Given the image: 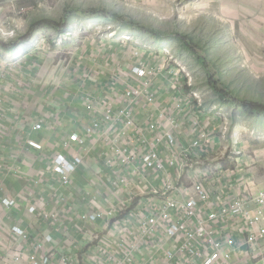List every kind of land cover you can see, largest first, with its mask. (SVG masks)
Masks as SVG:
<instances>
[{"label":"built area","instance_id":"built-area-1","mask_svg":"<svg viewBox=\"0 0 264 264\" xmlns=\"http://www.w3.org/2000/svg\"><path fill=\"white\" fill-rule=\"evenodd\" d=\"M121 40L122 56L107 69L103 93L83 98L90 124L62 142L71 158L62 152L52 159L53 171L70 187V177L85 167L78 146L100 145L104 167L79 196L87 205L80 219L104 226L81 245V256L65 254L57 264H264V191L239 192L227 180L233 173L227 165L238 151L222 149L221 123L199 114L191 75L171 65L172 56L129 35ZM2 203L17 204L9 197ZM12 231L28 237L20 226ZM45 240L55 238L47 233ZM31 260L53 264L49 252Z\"/></svg>","mask_w":264,"mask_h":264},{"label":"crops","instance_id":"crops-1","mask_svg":"<svg viewBox=\"0 0 264 264\" xmlns=\"http://www.w3.org/2000/svg\"><path fill=\"white\" fill-rule=\"evenodd\" d=\"M27 1H2L1 29L16 30L13 27L17 26L8 24L7 14L15 4L20 8L18 14L26 11V6H41L40 0ZM47 18L50 19L42 13H28L27 29L23 31L32 22ZM55 31L43 28L33 39ZM41 39V46L31 52L11 50L13 53L6 52L0 58V264H33V255L43 257L47 252L52 254L53 264L65 254L77 259L81 245L93 234H100L104 226L103 221L90 225L80 219L87 205L79 196L89 189L90 183L98 181L104 167L98 160L100 145L91 141L92 147L78 146L80 154L86 157L85 167L70 177V187L62 185L60 176L53 171L52 159L62 152L71 158L62 142L81 132L93 117L83 98L89 93H103L109 80L107 69L118 63L124 47L106 39L88 40L74 48L69 57L55 62ZM15 55H23L22 61L18 68L9 70L8 64ZM184 130L188 131L185 127L182 133ZM30 139L42 143L44 148L30 147ZM244 146L245 143L237 149L238 155L231 156L227 166L233 173L229 171L227 180L235 182L239 192L264 191V176L258 175L255 167L264 162L246 155L249 150ZM86 147L90 149L88 156H84L88 153ZM4 197L15 199L16 206H3ZM32 206L37 207L35 212L29 210ZM45 212L52 217L46 218ZM13 226L22 227L28 237L13 232ZM47 233L53 234L54 242H46Z\"/></svg>","mask_w":264,"mask_h":264},{"label":"rangeland","instance_id":"rangeland-1","mask_svg":"<svg viewBox=\"0 0 264 264\" xmlns=\"http://www.w3.org/2000/svg\"><path fill=\"white\" fill-rule=\"evenodd\" d=\"M39 4L26 6L20 14L17 4L10 8L8 24L17 26L13 27L15 35L6 36L4 33L11 30L3 29L0 40L14 42L25 33L28 13H42L55 20L65 18L67 25L41 37L55 62L69 57L74 48L88 40L106 39L122 45L121 37L129 35L133 41L155 48L159 55L172 56L171 65L188 70L190 90L199 99L196 109L201 117L213 123L219 113L223 116H219L217 135L218 139L222 136V149H242L245 143L249 150L246 155L264 162V117L223 104L212 86L226 92L227 99L231 96L264 103V0H40ZM114 15L123 20L114 19ZM131 24L148 30L140 33V28L132 29ZM111 34L113 38H109ZM39 38L9 49L0 46V58L6 52L13 53L11 50L31 52L41 46ZM20 56H14L9 70L20 66ZM255 167L257 174L264 176V163Z\"/></svg>","mask_w":264,"mask_h":264},{"label":"trees","instance_id":"trees-1","mask_svg":"<svg viewBox=\"0 0 264 264\" xmlns=\"http://www.w3.org/2000/svg\"><path fill=\"white\" fill-rule=\"evenodd\" d=\"M114 16H115L114 19H117L118 21L123 20V17L121 16H117V15H114ZM64 22H65V18L63 20H55L52 18L50 19L47 18V19L34 21L30 24L28 30L25 33L21 34L16 41L5 43L4 41L0 40V46L2 48L9 49V48L18 46L19 43L21 42L28 43L34 37L37 31L42 30L43 28H47V27L58 30L60 29L61 26L67 25V22L65 23ZM130 26L132 29H136V30L140 28L139 29L140 33H145L148 30L144 27H139L136 24H131ZM210 83H212V78H210ZM212 86L214 90L216 91V93L218 92V97H220L221 102L223 104L229 105V106L242 107L243 110L250 116L264 117V103L260 101L241 100L237 98H232L231 96H230L231 99H227L226 92L220 91L218 87L214 86L213 84Z\"/></svg>","mask_w":264,"mask_h":264}]
</instances>
